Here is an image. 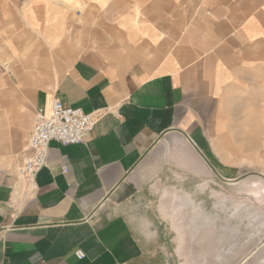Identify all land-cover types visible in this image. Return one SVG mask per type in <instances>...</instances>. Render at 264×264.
<instances>
[{
    "label": "crops",
    "instance_id": "0c3cea01",
    "mask_svg": "<svg viewBox=\"0 0 264 264\" xmlns=\"http://www.w3.org/2000/svg\"><path fill=\"white\" fill-rule=\"evenodd\" d=\"M256 64L264 0H0V264H142L132 200L208 158V120ZM54 98L96 122L49 142L30 189L19 170Z\"/></svg>",
    "mask_w": 264,
    "mask_h": 264
},
{
    "label": "rangeland",
    "instance_id": "374dc122",
    "mask_svg": "<svg viewBox=\"0 0 264 264\" xmlns=\"http://www.w3.org/2000/svg\"><path fill=\"white\" fill-rule=\"evenodd\" d=\"M208 125L212 153L197 170L170 168L131 202L142 264H264V64L242 74Z\"/></svg>",
    "mask_w": 264,
    "mask_h": 264
},
{
    "label": "built area",
    "instance_id": "2783aa9c",
    "mask_svg": "<svg viewBox=\"0 0 264 264\" xmlns=\"http://www.w3.org/2000/svg\"><path fill=\"white\" fill-rule=\"evenodd\" d=\"M97 116L85 112L80 107H64L54 98L49 114L37 112L28 142L30 155L24 160L19 174L30 189L35 188L36 173L46 164L49 142L56 140L61 144H76L83 142L94 128ZM64 172L67 167H62ZM77 258H83L81 249L74 250Z\"/></svg>",
    "mask_w": 264,
    "mask_h": 264
},
{
    "label": "bare ground",
    "instance_id": "6f19581e",
    "mask_svg": "<svg viewBox=\"0 0 264 264\" xmlns=\"http://www.w3.org/2000/svg\"><path fill=\"white\" fill-rule=\"evenodd\" d=\"M248 147V146H247Z\"/></svg>",
    "mask_w": 264,
    "mask_h": 264
}]
</instances>
